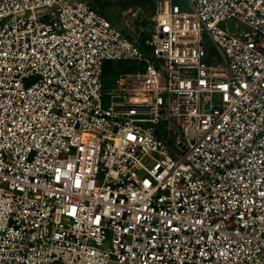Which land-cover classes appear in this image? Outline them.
<instances>
[{
  "label": "built area",
  "instance_id": "built-area-1",
  "mask_svg": "<svg viewBox=\"0 0 264 264\" xmlns=\"http://www.w3.org/2000/svg\"><path fill=\"white\" fill-rule=\"evenodd\" d=\"M183 1L0 0V264H264V0Z\"/></svg>",
  "mask_w": 264,
  "mask_h": 264
},
{
  "label": "trees",
  "instance_id": "trees-1",
  "mask_svg": "<svg viewBox=\"0 0 264 264\" xmlns=\"http://www.w3.org/2000/svg\"><path fill=\"white\" fill-rule=\"evenodd\" d=\"M155 2L156 0H118L116 3H111L109 0H92L90 3L91 8L96 11L97 13L106 17L109 21L116 23L125 13L129 12L134 7H139L141 12H143L142 16V24L147 25L148 20L147 18L154 14L155 12ZM174 3L178 4L181 8H183L182 4H184L183 0H174ZM118 5L119 11L116 14H110L107 11V8L111 5ZM118 64H123L122 67H119ZM116 65L118 70L124 67L131 68L132 65L127 62H117ZM110 72H115L119 74L117 70L113 67V62H106L103 66V74L102 79L104 76L109 74Z\"/></svg>",
  "mask_w": 264,
  "mask_h": 264
},
{
  "label": "rangeland",
  "instance_id": "rangeland-1",
  "mask_svg": "<svg viewBox=\"0 0 264 264\" xmlns=\"http://www.w3.org/2000/svg\"><path fill=\"white\" fill-rule=\"evenodd\" d=\"M92 0H90V3H91ZM118 0H109V2L111 3H116ZM183 10H186L188 9V5L186 4V2L184 4H182ZM107 11L110 13V14H116L118 11H119V6L118 5H111L107 8ZM236 24V26H235ZM226 27L227 29L229 30L230 33H239V32H243L246 30L245 26L240 24V23H236V22H227L226 23ZM117 62H113V67L115 68V71L117 70L118 72L120 73H123V72H133L134 69H133V66L131 68H127V67H124V68H121L118 70V67H122L123 64H118V66L116 65ZM132 65V64H131ZM116 66V67H115ZM117 73L115 72H110L109 74H107L106 76L103 77V81H102V84H103V88L105 90H111L114 88V79L117 77ZM105 106H107L105 103H104Z\"/></svg>",
  "mask_w": 264,
  "mask_h": 264
}]
</instances>
